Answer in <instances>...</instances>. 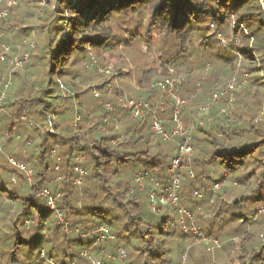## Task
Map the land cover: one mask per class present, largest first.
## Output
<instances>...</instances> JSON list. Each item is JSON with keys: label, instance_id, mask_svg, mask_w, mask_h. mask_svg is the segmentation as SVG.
I'll list each match as a JSON object with an SVG mask.
<instances>
[{"label": "trees", "instance_id": "16d2710c", "mask_svg": "<svg viewBox=\"0 0 264 264\" xmlns=\"http://www.w3.org/2000/svg\"><path fill=\"white\" fill-rule=\"evenodd\" d=\"M22 1L0 0V264H46L42 250L55 264H92L83 252L114 264L104 255L119 249L124 264H181L190 231L170 203L150 202L176 156L178 140L151 129L153 120L165 132L177 126L158 87L170 82L192 129L177 196L202 231L193 263L264 264V0ZM141 41L155 66L125 94L114 84L127 76L119 52ZM92 60L117 69L99 75ZM125 99L149 109L133 118ZM98 227L114 240L97 244ZM215 234L223 245L212 250Z\"/></svg>", "mask_w": 264, "mask_h": 264}, {"label": "built area", "instance_id": "2783aa9c", "mask_svg": "<svg viewBox=\"0 0 264 264\" xmlns=\"http://www.w3.org/2000/svg\"><path fill=\"white\" fill-rule=\"evenodd\" d=\"M5 15H6L5 11L0 13V17H4ZM95 70L98 72H102L101 69L96 68V67H95ZM102 73L108 74L109 71H105ZM158 87L162 90H165L167 88V92L171 94V99H172V101H174L175 106H176V110L174 111V118H175V121L177 123V126L173 130H171L170 132H165L163 127L161 126L160 122L158 120H153L152 125H151V129H152L154 134L160 136L164 141H170L173 139H177L178 144H177V149L175 151L176 156L172 160L171 165L169 167V173L171 175L170 183H169L168 187L165 189V191H159L160 196L157 198V200H155V198H154L156 195L154 196L153 194H151L150 195V200H151L150 202L152 204L153 210H156L157 206H160L163 208V206L166 203H170L172 206H174L176 208L177 213L181 217V220H180L181 229L184 232H186L189 228L187 223L188 222L192 223L193 217H192L191 213L187 212L182 207H179L177 193H178L179 188H180V174L178 173V170L180 168L182 155L183 154H187V155L192 154V148L189 144L191 135H190L189 130L180 126V124L177 121L178 116L180 114L177 107L184 105V101L180 100L174 93H172V90H173L172 84H170V83H168V84L159 83ZM94 96L97 97V94H94ZM216 96L217 95L213 96L210 105L213 104V101L216 98ZM124 102L129 107H131V109H132L131 112H132L133 118L143 117L145 111L149 109L148 105H146V104L142 105L140 103L134 102L133 100L125 99ZM161 111H163V109H161ZM47 125L49 126V133H52V130H51L52 120L50 117L47 118ZM9 163L11 164V166L19 169L20 171L26 172L27 178H28V180H30V175H31L30 171H26L22 165H18L13 160L12 161L10 160ZM79 175L82 176L83 172H80ZM77 183L80 184V181H77ZM156 187H157V184H156ZM218 188H219V186L217 184L214 185V190H217ZM42 196L44 198H46L47 205H48L49 209L50 210H56V206L54 203L55 199L51 198L49 196L48 192L45 190L42 193ZM262 211H264V210H262ZM57 220L60 224H62L63 220H62V217L60 214L57 215ZM91 235H93L95 237V241L97 244H103V243L111 242L114 240V235L106 227L96 228L91 233ZM262 239L264 240V236H262ZM124 254H125L124 251L122 249H119L117 257L106 254V255H104V258L109 260L110 262L114 263L116 261H121L122 258L124 257ZM82 255L85 258L87 257V259L91 261V259L87 256L86 252H83ZM40 257L43 258V254H41ZM92 264H102V263L100 261H96V262H92Z\"/></svg>", "mask_w": 264, "mask_h": 264}, {"label": "rangeland", "instance_id": "374dc122", "mask_svg": "<svg viewBox=\"0 0 264 264\" xmlns=\"http://www.w3.org/2000/svg\"><path fill=\"white\" fill-rule=\"evenodd\" d=\"M39 1H41V0H23L20 5H22V3H26L27 5H30L29 3H37L38 4ZM19 2H20V0H7V6H14V5L17 6ZM27 2H29V3H27ZM23 10L24 9L22 8V11ZM131 25H134V23H130V26ZM140 31L142 32V34H144L143 28H141ZM127 37L128 36L125 35L123 38L127 39ZM119 54H120V56L123 57L124 62L118 63L119 64L118 68L121 69V72L127 73V76H125L121 81L115 80L114 84L118 89L123 90L125 92V94H128V93L133 94L137 91L136 84L139 81L141 74L144 72V70L148 69V67H152V66L154 67L155 66L156 55H152L150 53H147L144 42H142V41L139 42V44L137 43V45H135L132 48H127V49L122 48L120 50ZM116 56H118V55L116 54ZM25 58H26V56H24V59ZM221 59L225 60L226 62L228 61L227 59H225V57L224 58L223 57L218 58V61H217L218 66H221V65H223V63H225V61L222 62ZM111 62H113V61H111ZM12 64L16 68L17 67L19 68L22 63H20L17 59H14ZM91 66L101 69L102 72L109 71L108 74L97 71V74L105 75V76H110L111 74H113L115 72V69H117V68H115V66L113 64L105 65V67L103 66L104 68L100 67V65L95 60H92ZM195 74L197 75V74H199V72H195ZM91 75H92L91 80H94L93 74H91ZM178 78H181V77H178ZM182 79L185 80V77H183ZM170 84H172V82H170ZM172 86L174 88V84H172ZM201 86H202V82L196 83V88H198V90H200ZM112 89L111 88L108 89V92L110 94L112 93ZM96 98H98V96ZM218 98L219 97L216 96V98L213 101V103L215 105L218 103ZM208 107H209V105L204 110V113H207ZM201 112H202V110L198 114H200ZM177 121L180 124V126L184 127L181 120L178 119ZM176 125H177V123H176ZM191 131H192V129L190 128L189 129L190 135H191ZM194 175L195 174L193 173L192 176L194 177ZM193 177H190V178H193ZM200 196L201 195L198 194L196 198L198 200H200V198H201ZM259 214L263 215L264 211H261ZM179 217H180V215H179ZM180 220H181V217H180ZM187 225L189 228L186 232L190 231L187 234V238L190 242V245L186 241L185 249H186L187 254H185V256H182L180 263L181 264H194L193 258H192L193 257V250H195L197 248L202 249V231H199L195 225L192 226V223L188 222ZM245 226H247V223ZM236 228L237 227L235 226V224L228 223L226 231L231 232V231L235 230ZM182 232H184V231L182 230ZM186 232H184V233H186ZM225 236L227 237L229 235L225 234ZM219 239H221V237L218 234L211 236V238H209V239L206 238L208 243H209V241L211 242L212 250H214V248H219V247L221 248V246L223 245L222 241H219ZM41 252H42L41 254H43V258L40 257L41 260H44L46 262V264H55L54 261L49 260V262H48L47 257L44 256V253H43L44 251L42 250ZM123 258H122V261H123ZM91 261L96 262L98 260L91 258ZM115 263L124 264V262L122 263L121 261H116Z\"/></svg>", "mask_w": 264, "mask_h": 264}]
</instances>
